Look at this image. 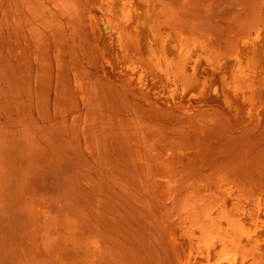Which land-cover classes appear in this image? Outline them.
I'll return each instance as SVG.
<instances>
[{"label":"rangeland","instance_id":"1","mask_svg":"<svg viewBox=\"0 0 264 264\" xmlns=\"http://www.w3.org/2000/svg\"><path fill=\"white\" fill-rule=\"evenodd\" d=\"M103 1L0 0V264H54L57 260L55 255L59 253L57 250H60L55 247L56 238L66 233L63 223L75 226L78 220L79 227L90 221L86 229L83 228L85 234L76 225L81 232L80 236L77 235L79 243L92 242L94 236L95 241L107 250L108 264H181L179 257H188L196 264H226L218 255L219 245L213 249L208 261L197 243H191L188 238L191 212L196 210L193 203L199 195V191L195 193L191 187L194 183H197L196 187L201 186L203 181L215 184L223 178L228 180L246 168L250 172L251 163H262L258 169L252 164L255 167L251 169H257L254 174L260 171L256 174L258 177L264 176V82L253 106L235 99L231 93V68L235 60L230 46L244 34L251 37L258 32L264 34V0H247L253 1V6L246 0H173V5L168 4L172 0H167L165 6L161 5L164 0H159L162 3L157 1L161 10L172 12L164 13L174 15L178 12L181 15V19L178 17L176 20L185 21V26L181 25L182 21L180 24L175 21L178 13L173 17L176 25L181 26L177 25L178 29L198 30L195 33H203L204 37L200 35L202 39L211 42L215 39L212 43L214 46L217 44L209 58L206 51L198 54V59L194 53L177 80L166 75L168 69L162 57L156 69L142 71L139 65L146 57L142 34L137 33L134 26L120 27L112 16L107 17L100 4ZM255 1H258V6ZM29 7L31 11H28ZM247 7L251 11H245ZM74 10H77V19L75 15L71 16V13L75 14ZM41 14L45 21L51 16L50 21L40 19ZM69 14L75 22L70 21ZM92 14L96 26L92 23ZM248 17L252 22L244 19ZM106 18L110 19L111 25L104 30ZM241 21L242 27H237ZM244 23L249 30L247 27L243 29ZM250 23H254L253 27ZM241 28L244 34L243 30L240 33ZM120 32L129 46L128 54L118 46ZM39 47L43 53L40 51L38 55ZM55 54L63 63L60 64L62 60L58 61ZM41 55L45 58L37 61L35 57L40 59ZM75 65L76 69L72 68ZM68 67L85 76L81 77L69 69L70 72ZM57 68L62 69V73ZM66 68L69 73L65 72ZM66 73L72 85L69 81L66 83L74 90L72 96L65 82V85L59 82L61 92L57 88L62 76L63 81L66 80ZM59 76L61 79L56 78ZM261 76L264 77V73ZM74 77L78 78L77 82ZM83 78L85 82L81 80ZM127 79L130 85L123 82L125 87L122 86V81ZM82 81L87 84L91 95L85 100L80 95ZM145 90L149 91L146 96ZM172 102L195 109L203 106L211 111L201 114L202 118L205 116L203 119L191 118L183 109L174 110L170 105ZM151 103H157L158 108H152L154 104ZM139 117L146 122H139ZM151 121L158 125L154 126ZM133 122L143 128L148 125L150 129L147 142L153 155L150 166H138L135 151L130 153L121 148L118 123L127 125ZM239 126H244V129L239 130ZM162 129L167 130L164 132ZM144 130L149 133V130ZM187 131H194V135L187 138L184 134ZM225 132L229 133L228 139ZM219 134H222L221 139ZM235 139L239 141L234 142ZM155 152L160 153L159 158L154 159ZM188 152L191 158L186 156ZM180 155H184L182 159ZM163 161L174 168L187 165L189 170L182 168L177 172L179 176L174 174L170 178L168 171L164 170L166 166H162ZM231 163L242 168L236 170ZM192 165L202 168V173L199 171L201 175L195 176L198 173L192 172ZM260 177V182L254 177V183L264 185ZM156 182L160 183L159 192L153 185ZM28 184L33 186L30 187L39 195L37 197L46 201L47 209H51L47 210L51 222L48 219H45L48 222H42V226L45 223L42 228L47 227L46 234L50 233L45 235V250H49L44 254L33 250L31 238L38 224L35 216V223L32 221V209L26 203V193L22 190ZM162 195L166 196V201H162ZM243 210L245 226L254 229L252 213L255 206L247 205ZM258 214L263 218V212ZM80 220H85L83 225H80ZM93 226L97 232L90 231ZM48 243L53 249H47ZM175 244L178 249H175ZM256 253L257 259L251 264H264V242L256 248ZM59 259L63 261L64 258Z\"/></svg>","mask_w":264,"mask_h":264},{"label":"bare ground","instance_id":"2","mask_svg":"<svg viewBox=\"0 0 264 264\" xmlns=\"http://www.w3.org/2000/svg\"><path fill=\"white\" fill-rule=\"evenodd\" d=\"M157 1H158V3L163 2L164 4H161L162 6H165V4L167 3L166 2L167 0H164L162 2H159V0H155V1L154 0H105V1L101 2L100 4H101V6L104 7L105 12L107 14V17L112 16L115 19V23L117 25H119L120 27H124L127 25L134 26L136 32L142 34L143 44H144V48L146 50V57L144 59H142V62L139 65L142 68V71H144V70H152L153 71L154 69H156L158 66L157 65L158 62L160 61V58L162 57L165 65H166V68L168 69V71L166 72V75L167 76L172 75L174 77V79L177 80L178 78H181L182 72L185 70L184 67L186 66V63L188 62L190 57H193L194 53H197L196 55H197V59H198V54H201V52L206 51L208 58H209V56L214 51V49L216 50L215 47L217 46V44H215V46H214V44L212 43V42H214L213 40H215V39H213L212 42L209 40H205L204 38L202 39L200 35H202L203 33H201L199 35L196 34L197 32L195 33V31H198V30H194V29L189 28L190 30L183 31L184 27H182V30L178 29L179 27L181 28V26H179L177 24L179 26L177 28V25H176L177 22L175 23L174 18H173V17H175V13H178V12H175L174 15H169L168 13L172 14V12H168L169 9L168 10L167 9L161 10V8L156 4ZM253 1L252 2L247 1V3H250V5L253 6ZM96 2H97V0H96ZM168 2H169L168 4H170L171 2H173V0L168 1ZM92 3H93V1H92ZM94 3H95V1H94ZM243 3L247 4L245 1H243ZM255 3H258V1H255ZM96 5H97V3H96ZM256 5L258 6L259 3ZM247 6L250 9L251 8L254 9V7H251L249 5H247ZM257 6H255V7H257ZM91 7L92 6H90L89 8H91ZM174 7H172L173 11H175ZM248 7H247L248 10L246 9L245 11H251ZM11 8H13V7H11ZM166 8H168V6H166ZM244 9L242 10L243 12H244ZM240 10H239V12H241ZM28 11H31V8ZM74 11H75V14L71 13V16H73V15H75V17L78 16V15H76L77 10H74ZM163 11L164 12L166 11L168 13H164ZM170 11H171V9H170ZM257 11H259V9ZM70 12H72V10H70ZM244 13H246V12H244ZM250 13L251 12H249V14ZM258 13H260V12H258ZM42 14L40 15L41 16L40 19L43 18ZM249 14H247V16H249ZM49 16H50V14L47 17H49ZM180 16L181 15H179V13H178L177 17H175V21H178V23L180 20H176V18L178 19V17L180 18ZM255 16H257V15H255ZM69 17H70V14H69ZM251 17L252 16H250V18ZM253 18H254V16H253ZM46 19H47L46 21H45V19L43 21L49 22L50 21L49 19H51V16L49 18H46ZM76 19H77V17H76ZM91 19H92V23L94 24V26H96L95 25V16L93 14H92ZM244 19L248 20L249 17L247 19L246 18H244ZM251 19H249V22L253 21V19H252V21H251ZM71 20H72V22L74 21L70 17V21ZM181 21H180V23H181ZM242 21H241L240 26H237V27H242L241 26V25H243ZM254 21L253 22L256 24L255 19H254ZM184 22L185 21H182L183 24L181 23V25L185 26L186 23L184 24ZM249 22L245 21L246 24H249ZM259 22H260V20H259ZM19 23H21V22H19ZM110 23L111 22H110L109 18L104 19L103 29L106 30V28L111 25ZM254 23H252V24H254ZM187 27H188V23H187ZM246 27H247V29H246ZM252 27H253V25H252ZM255 27H257V26H255ZM244 28L246 30H249L248 25L243 26V29ZM243 29L241 28L239 30L240 33H241V30H243ZM232 33H233V31H232ZM242 33L244 34V30L242 31ZM232 35H231V37H232ZM244 35L245 36H242L241 38L236 39L232 43V45L228 44V46L229 45L231 46V51H232L231 54H232L233 59L235 60V64L231 68L232 69V82H231L232 83V91H231V93L235 97V99L241 100V102L244 103L245 105L247 103H249L250 106L251 105L253 106L257 102V100L260 96V88L264 82V77L261 76V73H264V34L258 32V33H256V35L254 37L246 36V34H244ZM202 37H204V36L202 35ZM210 37H211V35L208 36V38H210ZM205 38H207V37L205 36ZM73 39H75V38H73ZM36 40H37V38H36ZM38 41L41 42L40 40H38ZM117 43H118V46L122 49V51L125 54L129 53V46H128V44H127V42H126V40H125V38L121 32L117 37ZM138 45L139 46H138L137 50H139V48H140V43ZM41 47H43V45H41ZM37 48H38V46H37ZM58 48H59V46H58ZM40 49L41 48L39 47V51L38 52L35 51L36 54H38V55L40 54L39 52L42 50V49L41 50ZM61 50H62V48H61ZM60 52L61 51H59V53ZM41 53H43V51H41ZM36 54H34V55L37 56ZM170 54H172V57H170ZM42 55L39 56L40 59H38L36 57H35V59L37 61H43L41 59H44L45 55L43 58H42ZM59 56H61V54ZM103 56H105L106 61L108 63H110V59L107 57V54L104 53ZM56 57H58V56L55 54V58ZM49 58H50V56H49ZM63 58H64V56H63ZM35 59H34V61H36ZM60 59L61 58L58 57V61ZM70 59H71V57H70ZM55 60H57V59H55ZM64 60H65V58H64ZM47 61H48V59L46 60V62ZM59 62L61 64V63H63V60L59 61ZM195 65L197 68L198 62H196ZM63 66H64V64L62 65V68H63ZM70 66H72V65H70ZM57 67H59V66L57 65ZM60 67H61V65H60ZM72 68L76 69V65L73 66ZM63 69L65 70V68H63ZM69 69H71V68L68 67V70ZM74 69L73 70L71 69V71H74ZM161 69H163V68H161ZM56 70L59 71L60 69L57 68ZM64 70H63V74H64ZM66 70H67V68H66ZM68 70L65 72L69 73L70 70L69 71ZM77 70H78V68H77ZM163 71H165V70H163ZM59 72L62 73V69ZM74 72H72V73H74ZM75 73H77V74L79 73V75H80L81 72H79V70H78ZM156 73H157V71H156ZM57 74L61 75L58 72H57ZM77 74H75L74 76L76 77ZM83 75H80V76L82 77ZM66 76H67V78L64 81H63V76L62 77L61 76L56 77L59 79L62 78L61 81H59L57 79L58 83L59 82L60 83L65 82L66 83L68 81H69L68 83H70V80H69L70 78H68L69 75L67 74ZM77 79H76V82H77ZM81 80L84 81V78ZM83 81L81 82V85L79 87H80V90L82 92V93L80 92V95L82 94V97L84 96L85 97L84 100H85L87 97H89L91 95L89 93V89L87 87V84L83 83ZM123 82L125 85L126 84L130 85L128 79L126 80V82H125V80H123L122 84H123ZM60 83H59V85H60ZM62 83H61V85H62ZM65 83H64V85H65ZM78 84H79V82H78ZM124 84L122 86L125 87ZM61 85L59 87H57L58 90H59V88H62ZM66 85L68 86V88L70 90L73 88V87H70V85H72V83H70V85L66 83ZM57 88L55 85V89H57ZM63 90H64V87H63ZM65 90H67V89H65ZM72 91H74V90H71V92H69L67 90L66 92L67 93L69 92L70 96H72L74 94ZM59 92H61V89L59 90ZM71 93H73V94L71 95ZM75 93H76V91H75ZM147 93H149V91L145 90L144 96H146ZM59 94L62 95V93H59ZM78 94H79V92H78ZM66 95H68V94H66ZM59 97H60V95H59ZM73 97H75V96H73ZM73 97H70V98H73ZM57 98H58V96H57ZM147 99L149 102H151L150 98H147ZM260 100H261V98H260ZM151 104H154L152 108H155V107L158 108V106H159L157 103H151ZM170 105L172 106V108L174 110L175 109L176 110H178V109L185 110L186 114L191 118L201 117L204 112H210L211 111L210 109H207V108L205 109L203 106L197 107L195 109V108L188 106V105L184 106V104H182V103H173L172 102ZM175 113H177V112H175ZM175 113H174V115H175ZM177 115H178V113H177ZM143 118H147V117H143ZM203 118L201 117V119H203ZM207 118H206V120H207ZM117 119H118V117H117ZM139 120H140L139 122H143V123L146 122V121L145 122L142 121V118L140 119V117H139ZM149 122H150V120H149ZM154 123H155V121H154ZM154 123L152 122L151 124L156 126L157 122H156V124H154ZM258 125H260V123ZM118 126H119V130L121 133V136L118 137V139L122 143H120V142H117V143H120L121 148L123 147L124 151H126V152L131 153L132 151H135V153H136L135 157L138 160L137 161L138 166H140V167L150 166V162L153 159L152 158L153 155H151V151L149 150V146L147 144V142L149 141L148 137L150 136V135L148 136V134H150V129L148 128V125L144 126V128L149 130V133H147L144 130V128L137 122L129 123L127 125H125V124L123 125L122 123H118ZM149 127L151 128V131H154V130H152L153 127H151V126H149ZM203 127H204V124H203ZM203 127H201V128L203 129ZM218 127H220V126H218ZM199 128H200V126H199ZM238 129L242 130V129H244V126H239ZM164 130L162 129V131H164ZM216 130L217 129H215V131ZM226 130H229V128ZM155 131H154V133H155ZM173 131H175V130H173ZM198 131L200 132V129ZM159 132H160V130H159ZM201 132H202V130H201ZM218 132H220V131H218ZM155 134H157V133H155ZM172 134H173V132H172ZM184 134H187L186 137L189 138V137H192L194 135V131H187ZM162 135L164 136L163 132H162ZM165 135H167V134H165ZM200 135L195 134V136H200ZM219 135H220L219 138L221 139L222 134H219ZM228 135H229V133L227 134V139H228ZM177 137H179V136H177ZM224 138H226V135H225V137H223V139ZM184 139L185 138H183V140ZM231 139H233V138H231ZM236 141L237 140L235 139L234 142H236ZM232 142H233V140H232ZM240 143H241V139H240ZM236 144H238V143H236ZM247 148H246V150H247ZM259 149H261L260 151H262V148H259ZM244 150H245V148H244ZM251 152H253V150ZM257 153H258V151H257ZM245 154H246V152H245ZM258 154L261 155V153H258ZM249 155H252V153L251 154L249 153ZM182 156H184V155H180L179 158L181 157V159H182ZM186 156L191 158V155L189 152L187 153ZM159 157H160V153L155 152L154 159L159 158ZM169 158H170V156H168L167 160ZM167 160H165V161H167ZM177 160H178V158H177ZM168 161H170V159ZM179 163H181V162L179 161ZM222 164H225L224 161ZM231 164L232 165L234 164L236 170H240V168H242V167L236 168L237 166L235 165V163H231ZM252 164L253 163L250 164L251 168H253L255 166L257 168L260 165L262 166V163L260 165L259 164H256V165L253 164L255 166H253ZM179 165H181V164H179ZM227 165H229V164H227ZM162 166H166V168H164V170L168 171V176H170V178H172L171 176L174 174L175 175L177 174V176H179L180 174L178 175L177 172L180 171L182 168H183V170H184V168L188 169L186 167L187 165L186 166L184 165L185 167L183 166V163H182L183 167L177 166V168H174V167H172V165L169 166V165L165 164V162L163 161ZM140 167H139V169H140ZM246 167H248V166H246ZM251 168H250V170L252 171ZM263 169H264V166H263ZM188 170H186V172ZM191 170H192V172L196 171L198 173V175H195V176H199V174L202 173L201 172L202 168L200 170L199 166L196 167L195 165H192ZM214 170L212 169L211 171H214ZM228 170H230V168H228ZM246 170H247V168H246ZM256 170H253V171H256ZM199 171H200V173H199ZM222 171H221V173H222ZM245 171H240V172L235 171L236 173L233 176L231 175V177L228 180L223 178V180L220 179L216 183L213 181L215 184H213L211 182L206 183V181H203L204 178L201 177V179L203 181L201 186L196 187L195 184H197V183H194L193 186L191 187V189L194 190L195 193H197L196 190H198L199 195H198V199L193 203L196 210L194 213H193V210L191 212V217H190L191 231L188 233V238H189L191 243L192 242L197 243V246L200 249V252L202 253L203 257L208 261L210 260L211 253H212L213 249L217 245H219L220 249L218 251V255L222 258V260H225L226 264H251L254 260L257 259L256 248H260L264 242V185L254 183L255 179H256L255 181H257L258 178L260 176H263V175H259V177H258V175H256L260 171H258L255 174L253 173V171L252 172L250 171L251 173L248 172V170H247V172H245ZM208 172H206V174ZM183 173H185V172H183ZM252 173H253V175H252ZM258 174H260V173H258ZM215 176L217 177V175H215ZM256 176L258 178H256ZM181 177H184V176L182 175ZM263 177H260L263 180L262 183H264ZM253 178H254V180H253ZM175 179L177 180L178 178L175 177ZM205 179L207 180V178H205ZM209 179H210V177H209ZM170 181H171V179H170ZM170 181H168V184L170 183ZM207 182H208V180H207ZM29 184H31V183H29ZM29 184H28V187H26L27 186L26 185L24 187V189H22V190L24 191V193H26L25 194V196H26L25 199L27 201L26 203H28V205L32 209L31 210L32 213H31V211L28 213L32 214V221L34 223H35V221L33 220V218L35 216V218L37 220V224H38V227H37V225L35 226L37 229H34L35 232H33V234H34L33 238H31L33 241V244H32L33 250L35 252L38 251L39 253L44 254V252L46 253L49 250L48 248L53 249L52 248L53 246L51 247V244L48 243V246H47L48 250H45V248H46V246H44V245H46L45 244V241H46L45 235L47 236L50 233L46 234V231H47L46 226L44 229L42 228L45 225V223H43V226H42V222H48V221L51 222V220L48 218L49 213L47 211V210H51V209H47V207L44 204L46 201L43 200L44 201L43 202L40 199L41 197L40 198L37 197L39 195H36L35 191L33 189H31L33 186L29 185ZM153 185H155L156 188L155 187L154 188L156 190H158L157 188H159L160 183L156 182ZM30 186H32V187H30ZM187 188L190 191V186H188ZM158 192H159V190H158ZM155 193H156V191H155ZM192 196L193 195H190L189 197L194 198L196 196V194L194 197H192ZM158 197H159V195H158ZM160 198H162V201L167 200L166 196H163V195ZM230 204L232 205L231 207H230ZM247 205H254L255 206V210L252 213L253 214L252 215L253 216V223L255 224L254 229L253 228L249 229L244 224V217H243V211L244 210L243 209ZM259 211L263 212V218H261V216L258 214ZM34 213H35V215H34ZM50 213H52V211H50ZM45 219H48V221H46ZM66 219H68V218H66ZM64 221H62V223ZM73 221H74V219H73ZM80 221L82 222L83 220H80ZM77 222L78 223H76V225L78 224V227H79V220ZM83 222H85V220ZM83 222L80 225H83ZM89 222L90 221L88 220V224H90ZM66 223H68V222H66ZM92 223L95 224L96 222L94 223V221H92ZM63 224H64V226H66V228L65 227L63 228V230L66 229V231H65L66 233L62 234L61 236L56 238L55 242H57L58 246H57V244H55L56 245L55 247H57V248L59 247L60 250H57V248L54 249L55 251L56 250L59 251L57 256L55 255V258L57 257V260L55 261L54 264H108L110 259L108 257L107 250L105 248H103V246L100 245V243L95 241L97 239H95L94 236L92 237L93 238L92 242L90 240V242L85 241L86 243L84 242V244L83 243L81 244V243H79L80 239L78 240V238H77L78 234L81 235L80 229H77L76 225L74 226L73 223L65 224V222H64ZM86 224L87 223L85 222V224H84L85 226H83V227L81 226L79 228H82L81 230L83 231L84 230L83 228L86 227ZM93 224H91V225H93ZM46 225H48V224L46 223ZM60 227H62V226L60 225ZM91 229H94V226ZM91 229H90L91 232L95 231V229L94 230H91ZM260 229H262V231H260ZM85 232L86 231L84 230L82 233L85 234ZM95 232H97V231H95ZM80 235H78V236H80ZM92 235H94V234H92ZM88 239L89 238H87V240ZM84 240L82 239V241H84ZM49 241H50V238H49ZM103 242H104V240H103ZM104 243H106V241ZM175 249H178V246L176 244H175ZM31 250H32V248H31ZM34 251H31V253H34ZM51 252H52V250H51ZM34 254L36 255V253H34ZM178 256H180V254H178ZM59 258H64V259H62L63 261H61V259H59ZM65 258H66V261H64ZM179 258H180L181 264H196V263L192 262L188 257H186V258L179 257ZM218 262H221V261H218Z\"/></svg>","mask_w":264,"mask_h":264}]
</instances>
